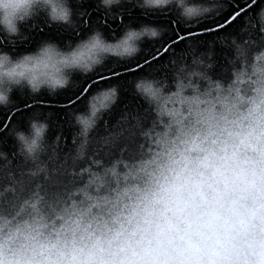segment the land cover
Listing matches in <instances>:
<instances>
[{"label": "clouds", "instance_id": "obj_1", "mask_svg": "<svg viewBox=\"0 0 264 264\" xmlns=\"http://www.w3.org/2000/svg\"><path fill=\"white\" fill-rule=\"evenodd\" d=\"M96 2L108 18L127 4L194 28L234 0ZM80 13L73 0H0V109L13 110V93L54 97L110 60L133 62L169 31L123 25L108 39L94 26L14 54L25 26L75 30ZM129 84L134 103L123 105L118 84L86 90L83 110L69 113L70 142L49 140L51 113L11 127L0 264H264V4L235 33L203 50L189 41Z\"/></svg>", "mask_w": 264, "mask_h": 264}, {"label": "trees", "instance_id": "obj_2", "mask_svg": "<svg viewBox=\"0 0 264 264\" xmlns=\"http://www.w3.org/2000/svg\"><path fill=\"white\" fill-rule=\"evenodd\" d=\"M264 4V0H256L254 5L249 0H234V3L229 6L228 11L224 12L222 16L208 23L200 24L194 28L185 27L177 21L175 12L169 13H149L144 14L138 8L131 5L124 4L121 8L113 9V12L118 16L117 22L108 26L100 25L108 39H113L120 35L123 25H131L133 27L141 24H153L166 27L169 31L164 37L163 42L153 43L145 41L142 45L145 52L141 54L135 61L128 64H116L113 61L106 63L102 71L93 74L86 80H81V77H74L75 80L80 81L79 86L74 89L66 90L54 97H49L47 94H41L38 97H30L27 93H13V101L15 106L11 112H5L0 109V122L8 124L7 120H4L5 116L13 117L12 123L7 130L0 128V150L7 151L9 153L14 152L15 142L9 135L11 127L15 126L20 129L27 127V120L30 115L39 111L41 113L40 118H44V114L51 113L49 118L50 131L49 140L57 137L58 135L65 141L70 142L71 128L68 126L69 113L83 110L86 95L84 91H81V87L85 84L91 85L87 90L94 91L96 88L104 87L111 84H118L121 90L120 105L126 104L129 101L134 103V98L131 96V85L129 80L141 75L146 70H153L162 60L166 59L170 52H180L185 48V45L189 41H193L198 49H206L209 41H214L215 37L223 33H235L236 29L242 22V19L249 12L254 13L257 8ZM88 11L92 14L93 21L99 19L103 20L106 14L97 7L96 0H87L86 3L76 4L73 0V7L77 12L84 11L86 6ZM251 5V7H250ZM86 19V18H85ZM77 27L75 30H66L61 26L48 25L43 20L39 21V27L30 28L24 27V32L27 39L18 44L14 54H20L25 51L32 50L42 39H52L60 43L65 40H76L86 35L92 27L97 26L95 23L85 24L82 23V17L77 16ZM12 51L11 48L5 49ZM217 53L222 50L216 49ZM219 59V55L217 56ZM151 61L150 64L145 61ZM109 69H117L121 75L116 77ZM102 77H109L107 79ZM79 93V96L76 94ZM34 99L43 100L44 106H37L34 109L26 108L20 103L22 100H27L30 104ZM73 100L77 102L73 104ZM119 106L117 108L118 112ZM115 117H113L114 119Z\"/></svg>", "mask_w": 264, "mask_h": 264}, {"label": "snow or ice", "instance_id": "obj_3", "mask_svg": "<svg viewBox=\"0 0 264 264\" xmlns=\"http://www.w3.org/2000/svg\"><path fill=\"white\" fill-rule=\"evenodd\" d=\"M249 2H252V0H249ZM88 7H90V5L86 6L84 11H82L80 13V15L82 17V20H81L82 23H85V24L95 23L97 26H100V25L108 26L110 24H113V23L117 22V18L116 17H112V18L105 17L103 20L97 19V20L93 21L92 14L88 11ZM145 63L150 64L151 61L146 60ZM109 70L112 71L113 74L116 77H119L121 75V73L117 69H109ZM102 78L107 79L109 77H102ZM90 86L91 85H89V84H85L84 86L81 87L80 90L84 91L86 93V90ZM76 95L79 96V93H77ZM76 102H77L76 100H73V104H75ZM20 103L23 104L26 108L34 109L37 106H44L45 102L43 100L34 99L31 104L27 100H22V101H20ZM12 119H13V117L5 116L4 120H7L9 123L8 124H4L3 122H0V128H4L5 130H7L8 127L10 126V124L12 123Z\"/></svg>", "mask_w": 264, "mask_h": 264}]
</instances>
